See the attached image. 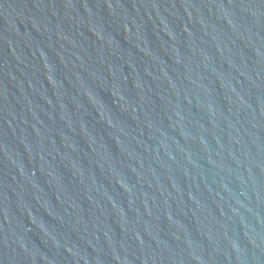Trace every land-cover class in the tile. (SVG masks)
<instances>
[{
  "label": "water",
  "instance_id": "water-1",
  "mask_svg": "<svg viewBox=\"0 0 264 264\" xmlns=\"http://www.w3.org/2000/svg\"><path fill=\"white\" fill-rule=\"evenodd\" d=\"M0 264H264V0H0Z\"/></svg>",
  "mask_w": 264,
  "mask_h": 264
}]
</instances>
